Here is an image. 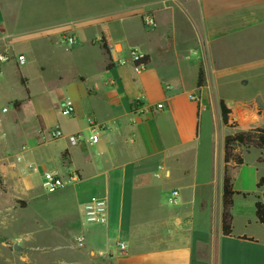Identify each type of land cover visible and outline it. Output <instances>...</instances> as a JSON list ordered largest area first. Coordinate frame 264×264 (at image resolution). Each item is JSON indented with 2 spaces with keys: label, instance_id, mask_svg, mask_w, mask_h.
Returning <instances> with one entry per match:
<instances>
[{
  "label": "crops",
  "instance_id": "1",
  "mask_svg": "<svg viewBox=\"0 0 264 264\" xmlns=\"http://www.w3.org/2000/svg\"><path fill=\"white\" fill-rule=\"evenodd\" d=\"M172 1V5L155 10L167 17L169 33L160 41V46L163 49L170 45L176 57V67L180 68L178 75L169 80L171 83L163 86L164 92H172L171 96L156 103L163 102L164 108L140 114L141 111L134 112L130 106L140 101L130 89L134 85H149L150 77L145 67L140 72L134 69L129 53L135 51L140 56H149V65L151 56L147 46L132 40L128 34H124L121 41H114L108 31L100 32L94 40L98 42L101 36L104 37L113 68L106 70L109 61L105 54L101 67L103 73L88 84L85 100L81 102L85 104L96 98L102 101V108L99 110L88 105L85 109L82 106L74 109L76 118H86L85 127L66 133L57 125L54 127L63 133L58 140H65L59 147L67 166L65 176L77 178L71 185L75 186L82 206L91 197L103 198L107 204V224L104 226L84 223L86 230H82L77 216L68 215L73 218L76 228L72 230L76 231L73 242L61 245L74 256L68 264H264V242L246 232L234 233L232 230L230 236L222 233L223 146L220 175L212 168L199 181L198 170L194 168L201 114L211 105L219 109L218 102L223 99L216 96L213 101V97L221 90L232 88L228 80L235 79V87L250 86V102L240 100L232 105L224 102L231 111L230 121H239L242 116L245 121H250L252 128L264 129V104L259 103L264 101V0ZM27 3L25 0H4L3 6L0 2V53L23 55L25 60L27 57L30 60L31 46L38 43L53 46L64 33L72 35L77 43L79 32L89 27V24L75 19L58 24L45 15L42 21L22 22L21 19L29 18L35 10H26ZM159 4L161 1L157 0L147 3V9L139 17L146 11L154 17L152 9ZM164 49L163 53L168 52V48ZM179 52L188 54L184 59L188 60L186 68L192 72V78L195 77L194 84L191 80L188 86L184 84L181 69L185 68L179 64ZM190 55L196 58L191 60ZM15 67L18 68L16 63ZM199 68L203 71L204 85L197 89ZM127 71L131 74L125 75ZM19 75L27 84L26 76ZM79 79L85 82L82 77ZM166 85L170 87L168 91ZM15 102L19 105L13 108L19 114L21 102L13 101L12 105ZM163 111L175 119L173 140L156 122ZM90 118L105 124L108 129L98 135L96 143H90L88 138L71 145L69 136L82 134L85 130L90 133L87 124ZM20 123L21 132L28 138L31 148L38 149L58 141L49 137L50 131L46 130L38 113L32 116L30 128ZM38 140L40 143L36 144ZM74 156L81 159V166L74 165ZM95 158L100 161L96 162ZM32 164L29 163L27 168L38 174L40 183L45 171L61 178L64 176L63 170L58 168L48 170ZM235 169L237 167L230 168L228 176L233 190L245 200L249 193L237 190L231 177ZM67 187L61 190L63 192H56L59 193L58 200L67 199L69 191L64 192ZM31 190L35 191L36 187L26 180L23 195ZM173 190L179 192L176 205L168 203ZM235 197L238 196L234 195L229 209L231 229L233 216L230 212ZM257 201L264 202L257 198L253 200V214ZM245 223L246 226L250 224L249 221ZM72 231L60 236L67 240ZM80 234L84 238L82 246L75 242V237ZM242 237L246 240L240 239Z\"/></svg>",
  "mask_w": 264,
  "mask_h": 264
},
{
  "label": "rangeland",
  "instance_id": "2",
  "mask_svg": "<svg viewBox=\"0 0 264 264\" xmlns=\"http://www.w3.org/2000/svg\"><path fill=\"white\" fill-rule=\"evenodd\" d=\"M27 1L26 10H35L29 18L21 19L22 22L42 21L45 15L46 18L57 21L58 24L75 19L82 24H89V27L79 32V41L73 46H67L64 43L62 38L68 35L64 33L53 46L46 47L41 43L31 46L33 54H29L30 60L26 58L25 65L17 68L15 60L12 59L1 67L0 264H68L74 256L71 251L61 248V245L65 242H73L76 233L72 231L76 229L73 218H68V215L77 216L82 224V230L87 226L84 225L82 216V200L75 193V186L70 183L64 191H69L67 199L58 200L56 196L59 193L48 194L41 187L38 174L32 173L27 168L29 163L48 170L53 167L58 168L63 170L62 179L68 181L67 175L65 176V173L68 174L67 166L63 163L59 148L65 140L47 143L38 149L31 148L27 143L28 138L22 133L23 131L21 132L20 122L23 123V127L30 128L32 116L38 113L43 118L48 132L57 125L66 133L67 130L85 127L86 118L63 115L60 107L65 99L68 98L73 103L75 110L78 106L85 109L88 105L101 110L102 101L99 99L86 101L85 104L81 102L85 100L88 84L95 82L96 77L103 73L101 67L105 53L99 41L94 40L100 36V32L108 31L114 37V41H121L123 35L128 34L132 40L147 46L151 63L145 67V70L150 77V84L134 85V88L130 89L135 96H139V100L145 106L156 104L167 96H171L172 92H164L163 86L165 83H171L170 81L180 72V68L176 67V57L170 45L164 47L168 48L169 53H163L165 49L160 46V41L169 33L167 17L166 14L156 13L155 10L172 5L173 1L157 0L161 1V4L152 9L154 17L150 11H146L145 14L151 15L156 21L155 28L144 26L141 18L145 14L139 17V14L147 9L146 4L154 0H25V3ZM0 2L3 6L6 4L4 0ZM116 38L119 40H115ZM178 54L179 64L185 68L181 69L185 79L184 84L188 86L190 80L194 84L195 77L192 78V72L186 68L188 60L184 59V55L188 54L181 52ZM195 58L194 55L189 56L191 60ZM40 68L43 69L40 70ZM20 73L26 76L25 87L29 94L25 92L21 84ZM113 74L117 77L115 72ZM129 74L131 72L127 71L125 75ZM79 77H82L85 82ZM228 81L232 83V88L221 90L219 95H214L213 101L216 96H219L228 105L240 100L250 102V86L235 87L233 86L235 79ZM13 101L21 102L19 114L14 111ZM259 103L264 104V101L261 100ZM210 104L211 101L208 102L209 106ZM213 107L211 105L203 111L200 119L199 141L195 146L194 161L199 181H202L206 177L205 172L212 168L220 175L223 138L252 128L250 121H245L242 116H239V121H230L232 128L223 127L219 109ZM14 119H17L15 121L18 123L14 122ZM156 122L164 129L166 136L173 140L175 119L171 115L167 116L163 111ZM192 130L193 126H191V132ZM90 135L85 130L82 133V140H88ZM35 142L40 143L39 140ZM237 152L240 153L243 163L231 172V177L236 189L249 193V197L243 200L242 195L235 194L238 197L234 198L235 205L230 212L233 216L232 230L234 233L246 232L256 240L264 242V227L256 223L252 208L255 198L264 201V189L257 190L255 186V183L264 177V149L239 147ZM18 157L19 162H17ZM73 161L76 167L82 165L78 156H74ZM95 161L99 162L100 159L95 158ZM26 180H30L36 190L26 191L24 196ZM244 221H249V226H246V223L243 224ZM68 231H72V234L69 233V239L65 240L60 234L65 236ZM14 244L21 247L22 252L13 251Z\"/></svg>",
  "mask_w": 264,
  "mask_h": 264
},
{
  "label": "built area",
  "instance_id": "3",
  "mask_svg": "<svg viewBox=\"0 0 264 264\" xmlns=\"http://www.w3.org/2000/svg\"><path fill=\"white\" fill-rule=\"evenodd\" d=\"M142 23L146 27H154L155 21L153 17L149 14H145L141 18ZM62 40L67 46H73L76 43L75 38L72 35H65ZM129 57L131 63L137 61L142 56H140L137 52L131 51L129 53ZM15 60L17 66H23L26 63L25 57L23 55L14 56L12 54L0 53V71L1 67L4 63ZM143 67H134L137 72H140ZM170 89L169 85L165 86V90L168 91ZM164 108L163 102L158 103L152 107H146L142 102L137 101L134 103L133 111L137 110L141 111L140 114H150L153 111L161 110ZM61 113L65 116H73L74 115V106L73 103L67 98L65 99L60 107ZM88 129L90 131L89 142L96 143L98 141V135L102 132H105L108 127L105 124H101L96 122L94 119L90 118L87 121ZM49 137L53 140H58L63 137V133L60 129L55 128L49 132ZM68 141L71 145H77L80 141H82V134L77 133L68 137ZM19 161V158L17 159ZM35 170V169H34ZM77 181L75 176H71L68 178V181H64L58 175L52 172H42L41 174V185L42 188L48 193L53 194L59 190L64 189L68 184L74 183ZM179 197L178 190H173L170 193V198L168 203L170 205H176ZM82 216L86 224L89 225H97L104 226L107 224V204L106 200L100 197H91L86 203L82 206ZM75 242L78 246H82L84 242V238L82 234L75 237ZM120 248L123 249V245L120 244Z\"/></svg>",
  "mask_w": 264,
  "mask_h": 264
},
{
  "label": "trees",
  "instance_id": "4",
  "mask_svg": "<svg viewBox=\"0 0 264 264\" xmlns=\"http://www.w3.org/2000/svg\"><path fill=\"white\" fill-rule=\"evenodd\" d=\"M100 47L103 49L104 53L108 56V64L106 65V70L113 68V64L109 59V47L106 44V41L103 36L99 39ZM149 63V56L144 55L137 61L132 63L133 67H146ZM21 84L25 88V92L28 94V90L25 87V80L20 79ZM204 85V75L201 68L198 70L197 79H196V88L200 89ZM19 102H15L13 106L17 108ZM131 107L134 105L131 104ZM220 120L224 127L232 128L230 124V109L226 106L223 100L218 102ZM236 126V125H234ZM239 147H253L256 149H264V129L261 128H251L247 131L236 132L231 135H227L223 139V185H222V233L224 236H230L232 233L231 229V217L229 214V209L232 206L233 196L238 194L233 190V185L231 179L228 176V170L233 167H238L242 165L243 159L240 153L237 152ZM256 188H264V177H261L256 183ZM246 196V194H243ZM254 216L256 222L264 227V202H255L254 204ZM246 240L245 237L240 238ZM250 241H253L250 239Z\"/></svg>",
  "mask_w": 264,
  "mask_h": 264
},
{
  "label": "water",
  "instance_id": "5",
  "mask_svg": "<svg viewBox=\"0 0 264 264\" xmlns=\"http://www.w3.org/2000/svg\"><path fill=\"white\" fill-rule=\"evenodd\" d=\"M166 39H167V38H165V40H166ZM12 250L15 251V252H22V248L19 247L17 244H14V245H13Z\"/></svg>",
  "mask_w": 264,
  "mask_h": 264
}]
</instances>
